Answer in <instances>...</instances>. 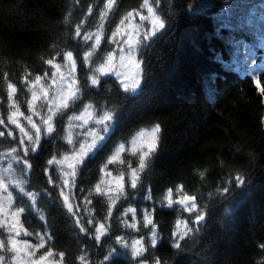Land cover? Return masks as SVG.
<instances>
[{
	"label": "trees",
	"instance_id": "16d2710c",
	"mask_svg": "<svg viewBox=\"0 0 264 264\" xmlns=\"http://www.w3.org/2000/svg\"><path fill=\"white\" fill-rule=\"evenodd\" d=\"M106 3L0 0V115L6 118L9 114L10 83L17 89L14 98L18 105L27 111L31 92L26 78L32 80L48 72L46 61L61 57L56 55L58 52H73L78 79L84 85L91 72L82 63L89 48L83 37L98 27ZM142 4L143 0H116L107 15L98 58L110 50L109 36L120 20ZM227 5L232 7L226 18L229 25L219 30L223 20L216 15ZM156 9L167 23L140 49V88L125 93L113 76L100 79L95 87L89 82L83 98L57 115L56 131L42 139L36 153H30L31 170L21 175V166H17V173L27 181L26 190L38 193L35 208L28 207L31 201L18 190L14 191V204L26 207L21 220L29 232L51 235L50 247L54 253H65L64 264H83L79 259L82 255L87 264H109L104 261L109 247L123 253L118 264H135L130 250L116 244L115 237H143L147 244L148 229L139 225V231H134L123 226V210L127 207L137 210L139 220L144 210L155 209L154 219L162 239L145 256L158 258L162 264H264V249L258 247L264 243V97L256 88L252 72L243 75L225 64L233 57L226 38L232 33L237 38L244 36L242 41H251V68L256 70L257 65L258 79L264 85V67L258 66L264 62V0H157ZM77 25L80 36H76ZM86 103L99 113H115L106 147L76 176L75 204L82 205L88 196L97 224L104 222L108 207L107 198L94 192L104 164L120 143H128L141 128L160 126L157 147L147 158L145 170L139 173L137 187L130 188V179L125 178V195L117 202L106 225L109 231L100 241L93 238L91 226L85 225L89 227L87 233L80 231L59 189L48 183L45 173L48 159L69 151L64 139L65 121ZM11 127L14 134L18 133ZM0 130H4L2 126ZM16 146L11 137H0V152ZM130 159L131 166L138 164L135 157L123 152L120 160L106 170L126 173ZM50 174L58 184L56 166H51ZM237 174L246 176L245 186L233 184L230 192L216 195V190L228 186L227 181ZM181 185L184 192L197 198L193 213L179 205L169 208L159 203L168 188L176 192ZM147 189H151L152 200L146 199ZM201 208L205 221L199 231L185 237L177 253L169 239L175 222L187 220L191 225L189 217L194 218ZM74 210L83 218L82 223L88 218L82 206L75 209L74 205ZM3 235L0 230V237ZM27 238L37 242L35 235ZM148 264H152L151 259Z\"/></svg>",
	"mask_w": 264,
	"mask_h": 264
},
{
	"label": "snow or ice",
	"instance_id": "6c2138e0",
	"mask_svg": "<svg viewBox=\"0 0 264 264\" xmlns=\"http://www.w3.org/2000/svg\"><path fill=\"white\" fill-rule=\"evenodd\" d=\"M116 0H107L104 6V11L100 14V24L98 30L95 33L86 34L83 38L85 41H92L90 45L91 51L85 52L82 58V63L89 65L88 71L92 73L90 76H86L84 85L82 86L76 76L77 61L73 56L72 51H66L63 53H56L57 56H61L62 60L66 62L64 65L68 71L67 73L61 72L62 65L60 63H54V59H48L46 63L51 65L56 73H60L59 77L54 73L50 78L51 83L43 84L42 80L49 79L48 73L46 72L44 76L36 75L34 79L28 80L26 78V86L30 85L29 91L31 92V99L26 101L27 110L31 113L25 115L23 111L20 110V106L15 100V94L17 92L16 87L13 84L8 85L7 100L10 101L9 114L6 118L0 115V126L4 130H0V137H11L17 142L16 147H12L7 155L11 156V160L15 161L16 164L21 166V175L28 172L32 168V164L28 159L30 153H36L38 149L41 148V141L44 137L51 136L56 131V124L54 123L57 114H63L64 110L74 106L78 101H80L84 96V87L90 85L95 87L100 84L101 76L114 75L119 81L124 92H136V89L140 86L141 76L143 69L141 68L142 60H136L137 48L136 45L144 44L151 38L156 32L160 31L163 26L166 25V21L157 14V0H143L141 5L142 9L147 10V15L140 14L139 12L128 11L127 14L120 20V25H124L125 21H131L135 15H139L140 21H148L149 26L143 29V35L134 39L131 34L127 35V38L123 40V45L127 46V53H125V47L121 46V40L117 39L118 36H123L121 27H117L115 31L111 33L110 43L116 45L119 48V60L117 61L116 54L109 51L106 58L95 64L92 61L94 53L101 45L104 20L107 18L108 12L112 10L113 5H115ZM91 11V9H89ZM129 27L133 25L129 24ZM137 30L140 29V25L134 26ZM81 35L80 25H77L76 36ZM139 35V31H137ZM127 64H132L136 71V76L131 83L125 82L128 78L129 73L125 71ZM256 88L259 92L264 95V85H262L260 79H255ZM54 92L55 95L50 99L49 92ZM44 101L41 107H46V114L42 115L41 111L37 110V102ZM91 104L83 105V113L88 114L89 118L92 117L90 109H92ZM39 117V122L33 119V117ZM18 117H23L30 127L26 128L20 123ZM5 119L8 123L5 122ZM83 119V114L81 116H71L69 118V126L71 127V121ZM115 119L114 111H104L98 118L94 120V127L87 129L82 134V140L73 143V138L71 133L66 137L67 142L71 145V149L66 151L60 158L53 155L47 160V165L49 168L45 169L47 175L48 183L53 184L54 187L59 189V196L62 197V202L66 206L69 213L76 218V225L79 227L81 232L87 233L89 227L91 226L94 232L93 238L96 241H100L101 237L105 236L109 228L106 226L108 221L113 215V210L115 209L117 202L125 195V183L124 176H121L116 180L115 188L108 187L110 183L104 178L100 179V182L95 185L94 192L102 196L107 197L108 207L106 215L104 217V222L95 221L92 215V210L89 205L92 204V200L85 196L81 204H75V193L74 189L76 187V176L78 170L81 167H86V162L89 159H93L96 155L103 151L106 147L109 131L113 126V121ZM87 124L88 120H84ZM12 125L18 129V133L14 134ZM98 126V127H97ZM160 132V126L157 124L151 133H145L141 131L136 138L132 140V153L135 154L138 149L145 147L143 137L146 135L151 136V140L146 144V149L141 152L138 159V167L131 168L130 180L128 186L132 189L137 187V182L139 180V173L143 172L146 168V160L150 153L154 152L157 147V134ZM125 151V144L120 143L118 148L115 150L114 154L108 158L107 163L104 164L101 169L104 172V176H111L110 171H106L109 164L120 160L121 153ZM122 162V161H121ZM51 166H56V168L61 173L60 182L53 179L52 174H50ZM129 167L131 165L129 164ZM15 173L13 164L8 163L7 168L0 171V230L6 235L0 237V264H64V252L54 253L50 247V241L52 239L51 235L47 232L32 233L29 232L21 220L22 215L26 212L25 206L15 205L13 199V191L17 190L22 193L24 197H27L31 204L28 205L29 208H35L37 203L38 193L26 190L25 185L27 181L11 175ZM201 177L204 173H200ZM247 179L245 175L237 174L231 180L227 181L228 186L218 188L216 190V195H223L231 191V185H238L240 187L245 186ZM176 193L179 194L178 199H173V189L168 188L159 203L162 206L172 207L174 204L179 205L183 210L193 213L197 209L196 196L189 195L183 191V186H178L176 188ZM92 193L89 192V196ZM211 196L212 194L209 193ZM71 197V199H70ZM146 199L152 200L151 189H147ZM75 209H79L81 206L84 208L87 219L82 223V217L79 212ZM39 211V209H36ZM131 214L132 222L129 223L128 219H123L122 223L125 228H130L139 231L138 225H142L145 229H148L147 244L144 242V238L133 239L131 243L125 239L124 236H116L115 243L120 245L122 248L129 249L131 257L135 260V264H148V260L151 259L152 264H162V262L155 257H146L145 253L148 252L149 248H156L158 242L162 239L158 232V225L155 222L154 214L155 209L151 211L144 210L142 214V219L137 221V210L133 207H127L123 210V216H128ZM40 219L43 220V214L40 215ZM189 220L193 222L191 225L187 220L178 219L175 222V228L171 233L170 241L171 246L177 250L179 253L182 250L181 242L194 230L199 231L202 222L205 221V214L203 208L200 211L195 212V216L189 217ZM33 236L35 235L37 243L33 244L29 240L20 239L21 236ZM46 245H49L46 248ZM259 248L264 249V243L258 245ZM45 249V251L39 255L37 253L39 250ZM123 253L118 251L116 247H109L107 254L104 256V261L109 262V264H118V258L122 256ZM58 257V259H57ZM79 259L83 264H87L85 256H80Z\"/></svg>",
	"mask_w": 264,
	"mask_h": 264
},
{
	"label": "rangeland",
	"instance_id": "374dc122",
	"mask_svg": "<svg viewBox=\"0 0 264 264\" xmlns=\"http://www.w3.org/2000/svg\"><path fill=\"white\" fill-rule=\"evenodd\" d=\"M151 3V1H150ZM232 8L231 5H227L221 12L217 13L216 15V18H219L221 20H223V22H220V24L218 25V29L220 30L223 26H228L229 24L226 22L228 20H226L227 17H229L228 15H230L229 13V9ZM136 12H139L140 14H143V15H147V10L146 9H142L141 7L137 10H135ZM157 11V9H156ZM157 14H158V11H157ZM160 16V15H159ZM161 17V16H160ZM107 19V18H106ZM106 19L104 20V29H103V36H102V41H103V38H104V33H105V23H106ZM123 19V18H122ZM220 20V21H221ZM100 24V23H99ZM129 24L133 25V27H129ZM135 25H140V29L137 30L134 26ZM99 26V25H98ZM121 27L122 29V32L124 33L123 36H118L117 39H120L121 40V46L125 47V53H127L128 49H127V46L123 45V40L127 38V35L128 34H131L133 36L134 39H138L140 38L142 35H143V29H146L148 26H149V22L148 21H140L139 19V15H135L134 13V18L133 20L131 21H125V24L124 25H120V23L117 24V26L115 27V29L117 27ZM164 27V26H163ZM162 27V28H163ZM114 29V31H115ZM98 30V27L92 31H89L87 32L86 34H89V33H95L96 31ZM162 30V29H161ZM137 31H139V35H137ZM113 32V31H112ZM159 32V31H158ZM156 32L153 36H151L150 39H148L146 41V44H148L155 36L156 34L158 33ZM220 33L222 34H225L224 31H220ZM85 34V35H86ZM229 34V33H228ZM227 34V36H228ZM242 38H245L244 36ZM242 38H237L236 37V33H232L229 37H227V41L228 43L231 45L230 47V51L231 53L233 54V57L232 59L230 60H226L225 61V64L227 65L228 68H231V69H234L238 72H240L241 74L245 75V74H251V72L253 73L255 79H257L259 77V73H258V69H257V65L255 64V68L256 70H253L251 68V41L250 40H244L242 41ZM110 40H111V35L109 36V47H110V50L109 51H112L116 54V58H117V61L119 60V48L110 43ZM89 45V48L87 51H91V47L90 45L92 44V41H86ZM102 43V42H101ZM144 44H139V45H136V48H137V54H136V60L137 61H140V57H139V52H140V49L142 48ZM100 47V46H99ZM99 49V48H98ZM97 49V51H98ZM86 51V52H87ZM97 51L96 53H94L93 57L91 58L92 61L95 63V64H98L100 62H102L105 58H106V55L107 52L101 59L98 58L96 55H97ZM74 56V55H73ZM54 63H60L62 65L61 67V72L63 73H67L68 69L64 66L66 64L65 61L62 60V57H55L54 58ZM50 66V70L47 72L48 73V77L49 79H46V80H42L41 83L43 84H49L51 83V77L53 76V74L55 73L57 77H59L60 73H56L55 72V69L51 66ZM260 68L264 67V62L260 63L259 62V65H258ZM87 67H89V65H87ZM253 67V65H252ZM141 68H142V64H141ZM143 69V68H142ZM125 71H127L129 73L128 75V78L125 80V82L127 83H131L133 81V79L135 78L136 76V69L135 67L132 65V64H127V67L125 68ZM90 75H92V73H90ZM42 77L44 75H41ZM76 76H77V79H78V66L76 68ZM108 76H113L115 77L114 75H108ZM104 77H107V76H101L100 79L104 78ZM116 78V77H115ZM142 78H143V73H142V76H141V82H140V86H141V83H142ZM117 79V78H116ZM118 80V79H117ZM79 81V79H78ZM119 81V80H118ZM120 82V81H119ZM140 86L136 89V91L140 88ZM133 93V92H131ZM55 95L54 92H49V98L51 99L53 96ZM264 97V95H263ZM31 99V97H30ZM44 104V101L41 100V101H38L37 102V110L41 111V114L42 115H45L46 114V107H41V105ZM86 104H91V103H86ZM92 105V104H91ZM93 106V105H92ZM21 111L24 112L25 115H29L31 114L28 110H23L20 108ZM91 113H92V117L89 118L88 114H85L83 113V106L80 107L79 109H76L74 110L73 112H71V114L67 117L66 121H65V125H64V139L65 141L67 142V139L66 137L69 135V133H71L72 135V138H73V143H77V141L79 140H82V134L89 128H92L94 127V120L96 118H98L102 113H99L96 108L93 106L92 109H90ZM59 114V113H58ZM57 114V115H58ZM83 114V119L81 120H73L71 121V127L69 126V118L71 116H81ZM18 119L20 120V123L25 126L26 128L30 127L29 125H27V122L23 119V117H18ZM34 120H36L37 122H39V117H36L34 116L33 117ZM56 119V118H55ZM84 120H88V123L85 124L84 123ZM54 123H55V120H54ZM14 126V125H13ZM156 125H150L148 127H143L141 128L131 139L128 143H125V151L124 152H127L131 157H135L137 160L139 159V156L141 155V152L143 150H147L146 149V144L151 140V136H148L146 135L145 137L142 138V140L144 141V144H145V147L142 148V149H138V151L133 154L131 149H132V140L134 138L137 137V135L141 132V131H144L145 133H151V130L155 127ZM15 127V126H14ZM98 127V126H97ZM18 130V129H17ZM111 130V129H110ZM110 132V131H109ZM158 137H159V133L157 134V142H158ZM68 143V142H67ZM69 145V144H68ZM70 149H71V145H69ZM69 149V150H70ZM10 150H5V151H2L0 152V171H2L4 168H7V165L9 162H11L13 164V168L15 169V173H11V175H15L17 177H20L19 174L17 173V166L18 164L15 163V161H12L11 160V156L7 155V153H9ZM122 154V153H121ZM151 154V153H150ZM63 155V154H62ZM60 155V157L62 156ZM150 156V155H149ZM60 157H57V158H60ZM133 160L130 159V165L132 164ZM138 167V164L136 166H131L128 168L127 172L126 173H122L123 176H124V183H125V178L128 177L130 179V172H131V168H137ZM58 170V169H57ZM108 171V170H106ZM59 172V170H58ZM111 172V171H110ZM60 173V172H59ZM61 175V173H60ZM121 176V174H113L111 172V176H104V172H103V175L101 178H104L105 180L109 181L110 183L107 185L108 187H111V188H115L116 186V180ZM21 178V177H20ZM18 190V189H17ZM15 191V190H14ZM14 191H13V199H15V196H14ZM106 197V196H105ZM107 198V197H106ZM179 198V194L174 192L173 191V199H178ZM71 199V197H70ZM123 219H128L129 220V223L132 222L131 220V214H128V216H123ZM136 219L137 221H140L138 219V213H137V216H136ZM139 227V225H138ZM130 229V228H128ZM133 230V229H131ZM135 231V230H134ZM6 235V234H5ZM125 237V236H124ZM20 239H26V240H29L31 243L35 244L37 242L35 241H32L30 239L27 238V236H21ZM126 240L129 241V243H131V241L133 239H139L138 237H131L130 239H127V237H125ZM44 250L41 249L39 250V252L37 253V255L43 253ZM58 259V257H57Z\"/></svg>",
	"mask_w": 264,
	"mask_h": 264
}]
</instances>
